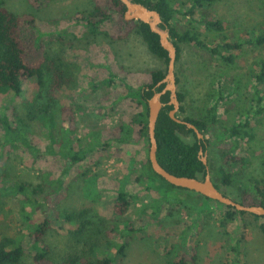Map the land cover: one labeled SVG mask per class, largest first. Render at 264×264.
I'll return each mask as SVG.
<instances>
[{"label": "rangeland", "instance_id": "374dc122", "mask_svg": "<svg viewBox=\"0 0 264 264\" xmlns=\"http://www.w3.org/2000/svg\"><path fill=\"white\" fill-rule=\"evenodd\" d=\"M171 2L180 11L173 21L199 32L203 43H178L177 88L178 93L184 95L181 103L184 110L179 109L177 114L180 118L198 116L218 102V111L225 124L243 122L247 116L251 117L255 137L238 143L232 152L233 159L225 163L233 180L222 190L235 200H244V196L245 202L256 204L253 202L258 194L254 185L256 182L264 184V111L256 114L259 107L264 108V99L258 106L255 94L257 84L264 96V80L257 83L256 79V74L264 73V44L256 45L247 40L264 32V0H204L189 15L187 11L194 0ZM4 4L14 13L35 18V28L30 33L38 37L42 54L63 57L67 83L58 97L68 104L74 101L78 105H75L72 126L76 128L74 137L80 138L82 147L92 143L95 137L90 135L92 131L123 122L132 126L136 138L127 145L129 152H121L124 146L117 144L97 146L84 161L89 176L97 175V183L93 186L101 192L100 199L95 194H86L87 175H81V169L75 166L63 175L59 193H53L56 184L47 183L41 191L29 192L42 203L37 213L49 207L45 202L49 193H52L49 201L53 203V215L92 209L99 219L103 218L106 230V236L99 235L95 240L97 247L101 246L97 251L99 254L115 252V247L109 250L102 247L107 239L117 243L126 241L123 264H166L181 252L187 254L189 264H264V233L259 228L264 217L236 209L235 212L232 207L214 203L209 209L200 211L203 199L190 190L185 192L182 204L174 203V199L164 202L147 186L146 180L137 179L138 172L131 158H143L148 152V144L137 139V123L133 121L142 107L138 100L123 94L127 91L126 84L147 88L152 81L150 72L166 68L167 63L149 50L135 24L121 29V17L116 15L93 32L84 18L93 7L92 0H4ZM204 18L220 21L222 29L209 28ZM125 31L126 36L118 37ZM227 42L239 43L241 47L226 49ZM214 47L217 53L212 51ZM227 55H232V62L225 59ZM235 85H240L237 91ZM36 89L35 81H25L22 96L11 103L0 94V115L9 112L7 107L14 105L21 115L25 113L23 101L32 98ZM33 128L32 140L44 150L50 143L48 131L36 125ZM106 137L102 134L103 139ZM206 137L211 142L205 141L199 155L214 169L220 164L221 156L212 145L211 136L207 134ZM198 138L202 140L204 136ZM185 139L194 143L197 137L190 135ZM57 157L52 154L35 156L19 148L0 158V238L22 237L26 263H33L35 251L31 248L32 221L25 219L23 207L26 206L30 213L32 209L23 202L22 193L13 188L25 183L29 190L33 189L43 182L44 171L58 175L66 162ZM122 182L132 195L131 204L126 213L117 216L113 198ZM228 211L235 212V218L223 224ZM129 221L135 231L127 235L124 229ZM115 222L118 232L107 235ZM76 227L57 217L52 220L42 246L49 247L54 263L65 252L77 248L70 235ZM78 247L87 251L83 243Z\"/></svg>", "mask_w": 264, "mask_h": 264}, {"label": "trees", "instance_id": "16d2710c", "mask_svg": "<svg viewBox=\"0 0 264 264\" xmlns=\"http://www.w3.org/2000/svg\"><path fill=\"white\" fill-rule=\"evenodd\" d=\"M142 3L150 8L157 9L163 19L161 27L168 29L171 39L176 43L179 53V42L194 41L197 44H203L199 32L192 31L184 26H178L173 19L180 11L173 6L171 0H134ZM204 0H194L192 7L187 11L188 15L194 13V8L197 4H202ZM207 1V0H206ZM93 7L87 12V24L93 32H97L99 26L105 21H112L116 15L121 17V29H125L131 24H135L137 32L146 42L149 50L168 63V51L162 46L160 36L152 31L150 26L140 20H126L124 12L125 4L121 0H92ZM204 23L212 29H222L221 22L218 20L204 18ZM35 28V18L33 16L19 15L10 11L4 4V0H0V94L9 98V103L15 102L22 96L23 83L27 80H33L36 83L37 89L34 96L24 102L25 113L22 115L17 111L16 106H8L7 110L0 115V158L6 156L7 153L18 150L19 148L31 152L35 156L52 154L57 158H64V165L60 169L58 175L52 174L49 171H44L45 177L43 182L38 183L33 189L29 190L25 183H19L13 189L22 193L23 202L30 206L31 213L24 206L25 219L32 221L30 224L31 236L33 241L31 248L35 251L33 255V263L23 261L26 247L22 237L4 236L0 238V264H123V259L126 254L127 242L120 243L107 239L102 247L109 249L116 248L114 253L99 254L97 242L95 240L99 235L105 234L106 230L103 223V218L94 213L92 209H82L81 211L73 212H58L53 215V203L49 201L52 193L45 197V202L49 203L46 210L37 213V209L42 207V203L38 199L29 195L30 193L41 191L45 183L56 184L54 194L59 193L63 186V175L68 174L75 166L81 169V175L86 176L85 192L87 195L95 194L98 199L101 198V192L96 191L93 186L97 183V175L88 174L87 166L84 161L89 153L97 146L121 145L122 151H130L127 145L136 138L133 137V128L128 123H120L113 127L103 130H95L90 135L95 136L92 143L87 147H82L79 137H74L76 128L72 126L75 121V109L78 106L74 101H69V104L59 99L58 94L62 91L67 83V72L65 69V61L61 55L42 54L40 41L37 36H34L31 30ZM127 32L119 34L118 37H124ZM112 36V35H110ZM247 42L260 45L264 44V32L256 35L253 39ZM222 47L223 46H219ZM239 43H225L224 48H239ZM215 53L218 52L217 47L212 49ZM177 53V54H178ZM228 62L233 61L232 55L225 56ZM264 68V64H263ZM166 68L152 70L150 72L151 83L148 87L134 88L130 84H126L127 91L123 94L125 97H131L139 101L141 111L138 112L133 121L137 123L136 135L137 139H142L148 144L149 140L147 133V99L153 94V88L164 77ZM257 83L264 80V73L256 74ZM109 80V79H108ZM111 82V80H109ZM162 86L157 87L161 90ZM235 91L240 88V85H235ZM257 103L263 101L264 96L262 90L256 84ZM181 103L184 100V95L178 93ZM24 100V99H23ZM162 100L166 105L162 108L156 126V137L158 140L157 156L160 163L170 172L177 175L204 177L206 174V164L202 162L199 155L201 147H205V141L211 142L206 135L209 134L214 140L212 145L218 149L221 156L220 164L211 169L213 180L218 188L222 190L223 186L232 183V174L226 168L225 163L233 159L232 152L243 139L253 140L255 137L254 126L251 117L247 116L242 122H233L230 125L225 124L218 111L219 103L207 107V112L198 116H186L182 119L196 125L204 138H198L196 132L190 126L179 123L169 115L172 105L168 104L169 94H165ZM75 103V104H74ZM10 105V104H9ZM76 105V106H75ZM180 110L184 107L181 105ZM264 111L263 107H259L256 114L261 115ZM178 116V114H177ZM34 125L40 130L46 129L50 143L43 150L36 145L32 140ZM62 134L59 137L58 134ZM102 134L107 135L105 139ZM194 135L197 140L191 143L185 137ZM126 146V147H125ZM147 149V151H148ZM133 168L137 169V179H144L147 186L152 188L164 202L174 199V203L182 204L185 202V192L188 189L177 187L163 177L155 173L148 159V152L145 157L137 159L132 156ZM30 185V183H29ZM254 190L258 194L256 204L264 205V184L256 182ZM223 191V190H222ZM225 193V192H224ZM226 194V193H225ZM203 199L200 211L210 208L211 203L221 204L213 199ZM131 193L125 188V183L117 188L116 196L113 198V204L118 211L117 216L126 213L131 204ZM239 200V202L251 205L252 203ZM238 201V200H237ZM162 205L158 206L160 210ZM231 208V207H229ZM233 208V207H232ZM233 211L236 212L234 209ZM235 212L228 211L225 213L223 224H227L228 220L235 218ZM241 212V211H240ZM245 213V212H243ZM38 214V215H36ZM256 217H259L255 215ZM57 217L62 221L74 223L77 225L75 230L70 232L71 240L77 246L61 255L59 261L54 263L50 257V249L47 246H42L45 236L51 227L52 220ZM260 230L264 233V221L259 225ZM110 232H118V224L110 228ZM118 229V230H117ZM105 230V231H104ZM127 235L135 231L131 221L125 227ZM87 246V251L79 250V244ZM166 264H189L188 256L185 252L177 254L169 259Z\"/></svg>", "mask_w": 264, "mask_h": 264}, {"label": "water", "instance_id": "95a60500", "mask_svg": "<svg viewBox=\"0 0 264 264\" xmlns=\"http://www.w3.org/2000/svg\"><path fill=\"white\" fill-rule=\"evenodd\" d=\"M121 1L126 6L124 18L126 20H140L147 23L152 31L159 34L160 42L162 46L168 51L169 56L164 77L153 88V94L147 99V133L149 140L148 159L153 171L177 187L196 192L200 195H203L205 198L213 199L221 204H224L228 207H233L234 209L241 212L264 217V205H249L241 203L231 196L225 194L220 188L216 186L205 157L200 156L202 162L207 165L206 174L203 178L174 174L167 170L160 163L157 156L158 140L156 137V126L160 112L166 105V103L162 100L163 95L169 93V101L167 103L173 106L169 112V115L172 119L193 128L200 138L203 137V134L199 131L195 124L177 116V112L181 106V101L178 96L176 75V59L178 48L176 43L171 39L168 29L161 27L163 24V19L160 12L157 9L150 8L134 0ZM160 86H162L161 90H157L156 88ZM202 152L203 147L200 148L199 154Z\"/></svg>", "mask_w": 264, "mask_h": 264}]
</instances>
